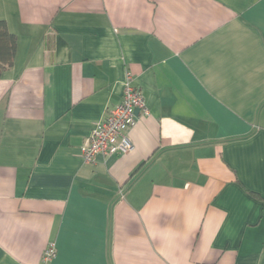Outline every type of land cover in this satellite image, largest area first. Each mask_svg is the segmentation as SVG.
<instances>
[{
	"label": "crops",
	"instance_id": "1",
	"mask_svg": "<svg viewBox=\"0 0 264 264\" xmlns=\"http://www.w3.org/2000/svg\"><path fill=\"white\" fill-rule=\"evenodd\" d=\"M0 264H264V0H0ZM122 156L80 148L122 100Z\"/></svg>",
	"mask_w": 264,
	"mask_h": 264
},
{
	"label": "built area",
	"instance_id": "2",
	"mask_svg": "<svg viewBox=\"0 0 264 264\" xmlns=\"http://www.w3.org/2000/svg\"><path fill=\"white\" fill-rule=\"evenodd\" d=\"M148 115L144 98L134 86L130 74H126L121 102L106 111L105 118L97 122L80 148L82 161L92 164L97 156H122L127 154L132 144L127 133L137 122V113ZM55 255V247L50 244L44 254L46 264Z\"/></svg>",
	"mask_w": 264,
	"mask_h": 264
},
{
	"label": "trees",
	"instance_id": "3",
	"mask_svg": "<svg viewBox=\"0 0 264 264\" xmlns=\"http://www.w3.org/2000/svg\"><path fill=\"white\" fill-rule=\"evenodd\" d=\"M16 38L11 35L5 22L0 21V76L11 67L14 59Z\"/></svg>",
	"mask_w": 264,
	"mask_h": 264
}]
</instances>
